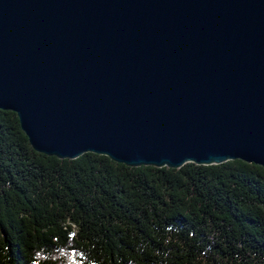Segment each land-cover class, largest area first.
Wrapping results in <instances>:
<instances>
[{
	"label": "water",
	"instance_id": "obj_1",
	"mask_svg": "<svg viewBox=\"0 0 264 264\" xmlns=\"http://www.w3.org/2000/svg\"><path fill=\"white\" fill-rule=\"evenodd\" d=\"M0 109L59 159L264 167V0H0Z\"/></svg>",
	"mask_w": 264,
	"mask_h": 264
},
{
	"label": "trees",
	"instance_id": "obj_2",
	"mask_svg": "<svg viewBox=\"0 0 264 264\" xmlns=\"http://www.w3.org/2000/svg\"><path fill=\"white\" fill-rule=\"evenodd\" d=\"M0 264H264V167L59 159L0 109Z\"/></svg>",
	"mask_w": 264,
	"mask_h": 264
}]
</instances>
